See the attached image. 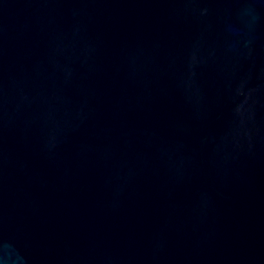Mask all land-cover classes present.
<instances>
[{
	"label": "water",
	"instance_id": "95a60500",
	"mask_svg": "<svg viewBox=\"0 0 264 264\" xmlns=\"http://www.w3.org/2000/svg\"><path fill=\"white\" fill-rule=\"evenodd\" d=\"M0 264H264V0H0Z\"/></svg>",
	"mask_w": 264,
	"mask_h": 264
}]
</instances>
